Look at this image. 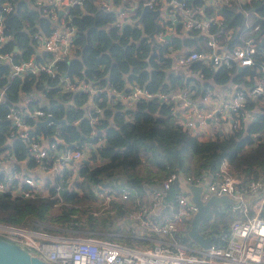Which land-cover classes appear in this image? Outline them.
Listing matches in <instances>:
<instances>
[{
    "label": "trees",
    "instance_id": "1",
    "mask_svg": "<svg viewBox=\"0 0 264 264\" xmlns=\"http://www.w3.org/2000/svg\"><path fill=\"white\" fill-rule=\"evenodd\" d=\"M33 1L0 0V16L6 27L5 35L9 37L0 45V52L10 54L15 61L33 58L37 62H47L51 57L50 53L39 49L34 36L37 33L49 35L52 23L42 10L32 5ZM100 1L83 0L81 5L70 8L67 22L76 28L74 52L72 57L57 62L55 78L40 73L11 79V63L0 61V94L4 90L3 103H0V155L9 151L17 170L23 169L24 160L29 168L37 166L30 157L28 142L11 138L13 128L6 119L11 107L23 109L27 100L25 109L38 105L56 121L47 129L37 126L33 135L54 136L59 130L57 136L74 145L96 142L98 136L91 134L96 128L105 139L104 146L92 152L90 164L80 172L84 178L78 184L82 193L67 191L59 176L54 182L47 181L48 195L25 198L10 191L0 193V224L49 232L44 225L52 221L60 228L57 230L60 233L51 232L54 235L97 237L125 245L145 244L146 241L132 235L113 236L109 227L115 218H125L141 204H148L153 190L160 188L171 173L182 171L194 178L205 177L217 172L227 160L238 186H245L252 180L264 182V96L247 98L245 110L253 118L250 123H243L240 129L217 131L210 139L203 140L181 124L176 100L163 101L156 96L141 99L129 109L106 92L93 99L63 92L61 81L64 77L77 78L118 92L124 91L129 84H139L153 94L169 96L187 91L189 99L198 104L215 89L247 93L259 77L258 66L264 63V0L224 7L218 12L222 17L220 21L214 20L215 9L206 6L203 0H180L195 15L210 21V33L217 40L215 51L231 52L246 41H253L257 51L253 56L255 65L232 69L202 60L179 65L172 55L175 52L214 51L209 37L200 31L185 32L174 20L165 21L163 26L159 16L154 19L153 14L143 12L146 0H126L127 7L134 3L136 8L121 26L118 25L119 5L124 0H110L113 2L111 9H106ZM6 4L13 6L10 13L3 11ZM161 7L162 2L157 8ZM200 10L204 15L200 16ZM256 26L259 29L253 32ZM157 30L167 32L169 37L155 39L153 34ZM93 103L103 110L96 126L84 116ZM26 121L31 126L37 123L32 118ZM0 180H5L1 166ZM99 185L127 187L133 194L131 201H114L108 209L97 214L101 211L95 196ZM59 188L66 191L61 194ZM180 190L177 185L169 193L168 200L174 199ZM261 198L262 193H252L249 202L254 205ZM223 206H214L202 220V235L208 237L228 231V221H232L234 215ZM56 207L60 210L50 217V211ZM225 207L231 208L229 204Z\"/></svg>",
    "mask_w": 264,
    "mask_h": 264
},
{
    "label": "built area",
    "instance_id": "2",
    "mask_svg": "<svg viewBox=\"0 0 264 264\" xmlns=\"http://www.w3.org/2000/svg\"><path fill=\"white\" fill-rule=\"evenodd\" d=\"M203 1L206 6L215 9L214 20L220 21L222 17L218 12L224 7L243 5L252 0ZM82 2L83 0H34L32 2V5L42 10L52 23V32L49 35L37 33L34 36L39 49L50 53L51 57L47 62H37L33 58L15 61L10 54L0 52V61L11 63V79L40 73H46L52 78L57 76V62L63 58L72 57L74 52L73 43L76 28L67 22L70 8L81 5ZM161 2L169 6L170 13L164 14L162 17L161 14L159 15L160 24L165 26V21H178L182 25L183 31H200L208 36L209 44L214 47V51L211 53H192L191 50L173 53L172 55L179 65H188L194 60H202L214 66L225 65L230 69L235 66L242 68L255 65L253 56L257 51L252 40L246 41L244 45L231 52L219 53L215 51L217 40L210 33V21L204 16L195 15V12L185 2L180 0H146L143 6L162 12V7L157 8ZM100 3L106 9L113 7V2L110 0H101ZM126 3L124 0V3L119 5L118 25L120 26L127 18H130V13L134 12L136 8L134 3H129V7L125 5ZM12 10L13 6L10 4L3 6V11L6 13H10ZM199 12L200 16L204 15L202 10ZM258 29L259 26H256L253 32ZM5 30L3 17L0 16V45L9 39L5 35ZM167 34V32L158 31L155 34V39L162 40L168 36ZM257 71L259 77L256 84L247 93L228 91L221 109H211L209 112L203 113L202 108L195 107L194 118L188 116V119L181 124L193 132H196L199 126L206 125L221 131L223 128L220 127L219 121L221 113L225 111H228L231 116L230 129H240L243 123H250L253 118L245 110V106L247 98L257 99L264 96V63L258 66ZM61 83L63 92H74L78 95H85L89 99L99 97L106 92L114 101L121 100L129 108L141 99H151L156 96L163 101L176 100L177 107L180 100L185 104H195L189 99L187 91L169 96L153 94L139 84H129L124 91L118 92L115 89L100 88L89 82L80 81L77 78L71 80L68 77H64ZM3 94L4 90L0 94V103H3ZM213 95V92H209L202 102H206ZM27 101L22 105L23 109L11 107L6 119L13 128L11 138L28 142L30 157L37 166L29 168L27 160H24L23 169L17 170L13 156L9 151L3 152L0 155V166L1 171L5 174V180H0V193L10 191L15 196L25 198H33L40 194L48 195L47 181L54 182L58 176L66 184L67 191L82 193L78 184L82 183L84 178L80 172L87 163L90 164L92 152L104 146V134L93 128L91 134L92 137L98 136L96 142H83L74 145H69L60 139L57 136L60 134L59 130L54 136L39 135L37 137L32 134L38 129L37 123L52 115L38 105L25 109L28 105ZM96 113L98 116L95 117ZM102 115L103 110L95 103L87 108L84 114L93 126L98 124ZM28 118L36 120V125H29L26 121ZM228 122L229 120H227ZM55 124L56 122H50L47 128ZM177 185L181 190L175 194L174 199L168 200L169 193L175 190ZM188 185H205L202 194L204 202L212 195L228 196L237 201L234 204H229L230 209L225 207L227 204H224L223 207L233 213L234 219L231 221L228 231L217 235V239L212 242L209 248H202L189 237L192 220L198 207L192 201V195L187 189ZM59 190L62 191V188ZM252 193H262V198L254 205L249 202V196ZM95 196L96 202L101 207V211L97 214H100L108 209L114 201L130 202L133 194L129 188L124 186L114 188L110 185H99ZM174 202L176 203L174 204ZM166 211L169 213H165ZM218 212L221 210L219 209ZM263 212L264 182L252 180L245 186H238V180L231 174L229 162L224 160L217 172L207 174L205 177L194 178L182 171L171 173L160 188L153 190L148 204H141L136 211L125 216L124 219L128 223V235L146 241L145 244L125 245L97 237L55 236L1 224L0 237L19 245L50 264H264ZM3 235L8 236V239ZM195 244L199 246L196 247Z\"/></svg>",
    "mask_w": 264,
    "mask_h": 264
},
{
    "label": "water",
    "instance_id": "3",
    "mask_svg": "<svg viewBox=\"0 0 264 264\" xmlns=\"http://www.w3.org/2000/svg\"><path fill=\"white\" fill-rule=\"evenodd\" d=\"M144 13L149 12L153 14L156 19L161 10H152L149 7H144ZM157 32V31H156ZM156 34V33H155ZM155 34L153 37L155 38ZM169 37V35L167 36ZM131 109V108H129ZM50 122H56L53 116H49L44 121H39L38 126H42L47 129ZM205 185H188L187 189L192 195V201L197 205L198 211L192 220L191 230L189 231V237L192 241L198 243L202 248H209L214 240L217 239V235H211L205 237L200 232V225L202 220L208 216L214 206L224 204H234L237 201L228 196L218 197L212 195L206 202L202 199V194ZM66 191V190H65ZM65 191H62L63 194ZM0 264H50L37 256L32 255L27 250L23 249L19 245L10 242L0 237Z\"/></svg>",
    "mask_w": 264,
    "mask_h": 264
},
{
    "label": "crops",
    "instance_id": "4",
    "mask_svg": "<svg viewBox=\"0 0 264 264\" xmlns=\"http://www.w3.org/2000/svg\"><path fill=\"white\" fill-rule=\"evenodd\" d=\"M162 12H161V17L164 16V14H167V11H170L169 6H166L165 4L162 3ZM168 30L173 31V29L169 28ZM158 32V30H157ZM178 57V56H177ZM228 91H232L230 89H226V88H221V89H215L213 91L214 95L210 97L209 100H207L206 102H201V104H198L197 102H194L195 104L191 103V104H185L182 100L179 101V106L176 108V111L180 112V118L182 119V121L180 122H184L186 119H188V116L194 118V109L195 107L198 108H202L203 109V113H207L209 112L211 109H221L223 102H225L226 99V93ZM221 117H220V121L219 124L221 126H225V124L227 125V127L223 128L224 132L229 131L230 129V113L228 111L222 112L221 113ZM227 120H229V122L227 123ZM209 122V121H207ZM213 123V122H212ZM229 127V128H228ZM217 132V130L212 129V126H199L196 133L198 135H200L201 139L203 140H208L211 137H213L215 135V133Z\"/></svg>",
    "mask_w": 264,
    "mask_h": 264
},
{
    "label": "rangeland",
    "instance_id": "5",
    "mask_svg": "<svg viewBox=\"0 0 264 264\" xmlns=\"http://www.w3.org/2000/svg\"><path fill=\"white\" fill-rule=\"evenodd\" d=\"M263 103V102H262ZM264 104V103H263ZM221 128H225L227 127V125L225 124V126H221ZM229 128V127H228ZM155 169V168H154ZM142 172H145V169L142 170ZM145 174V173H144ZM147 195V194H146ZM60 209L58 207L54 208L53 210L50 211L49 216L52 217V215L57 214L58 211ZM229 225L231 223V221H228ZM57 224L53 223L52 221H49L47 224H45V228H48L50 231L49 232H45V231H39V232H44L47 233L48 235H54L55 233H51V232H58L57 230H60L59 226H56ZM128 223L126 222V219H124V217H117L113 220V225H111L109 227L110 231L112 234H114L113 236H122L124 238V235L128 236ZM53 230V231H51ZM2 236V235H1ZM55 236H60V235H55ZM3 237L7 238L8 236L3 235ZM8 239V238H7ZM122 241V239H121ZM124 242V241H123ZM134 245V244H133ZM196 247H198V244H195Z\"/></svg>",
    "mask_w": 264,
    "mask_h": 264
}]
</instances>
